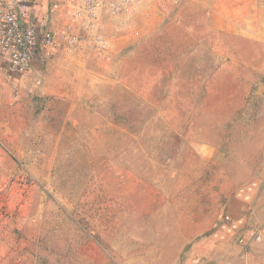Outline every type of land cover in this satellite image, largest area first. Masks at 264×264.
<instances>
[{"label":"rangeland","instance_id":"rangeland-1","mask_svg":"<svg viewBox=\"0 0 264 264\" xmlns=\"http://www.w3.org/2000/svg\"><path fill=\"white\" fill-rule=\"evenodd\" d=\"M234 1L143 0L29 79L0 64V264H264V47Z\"/></svg>","mask_w":264,"mask_h":264},{"label":"built area","instance_id":"built-area-1","mask_svg":"<svg viewBox=\"0 0 264 264\" xmlns=\"http://www.w3.org/2000/svg\"><path fill=\"white\" fill-rule=\"evenodd\" d=\"M49 1L50 11L37 23L32 16L41 0H0V62L16 80L32 76L36 58L44 47L60 42L71 48L83 46L87 41L83 30L91 29L105 15L124 18L143 0ZM53 14L58 16L56 20ZM35 83L40 84L41 79L34 78Z\"/></svg>","mask_w":264,"mask_h":264},{"label":"crops","instance_id":"crops-1","mask_svg":"<svg viewBox=\"0 0 264 264\" xmlns=\"http://www.w3.org/2000/svg\"><path fill=\"white\" fill-rule=\"evenodd\" d=\"M231 1L232 0H207V11H208V14L212 16L213 21L216 20L217 16L218 18L220 17V19L222 16L223 21H224L225 16L228 13H230V8L232 7V5L230 4L232 3ZM47 2H48L47 0H41V5L35 8L32 18L37 23H40L43 14H46L50 11V5L49 7L46 6ZM234 4H235L234 7L236 9H239V12H238L239 14L248 15V16L250 15L256 16L255 23L253 25L248 26L247 24H245L244 28H243V25L240 26L239 33L241 37H243L244 40L246 41L248 40L249 43H253L256 47H259V46L264 47V0H235ZM53 16L55 20L58 18L57 14H53ZM99 21L96 22L94 26H97L98 23L100 24ZM223 26L221 25L218 26V30L224 31ZM93 27H91V30ZM54 28L56 29L55 26ZM86 30H90V28H87ZM86 30H83V31H86ZM86 36H87V41H88L91 35L88 34ZM50 48L68 49L71 47H68L63 42H60V44L59 45L57 44V46L44 47L41 54H39V56L36 58V61L34 63V70H37V72L39 71L41 72L44 70L45 66L43 62L44 61L43 56L46 55V52ZM0 64L6 70V65L2 62H0ZM6 72L8 73L7 70ZM8 74L16 80V78L12 76V74L10 73ZM17 81H20V80H17ZM257 187L258 186L255 183L250 184L247 188H245L241 193H239L236 197L233 198V200H231L228 203L227 209H226L227 211L226 216L228 220L239 221L243 219V217L246 215L247 211L252 205L253 198L255 197L253 196V194H254V191L257 189ZM259 190L260 189H258V191ZM217 237L218 236L216 235L212 237V239H215L216 242H219V243H223V244L226 243L225 241L222 242V239H220L221 241H218Z\"/></svg>","mask_w":264,"mask_h":264}]
</instances>
